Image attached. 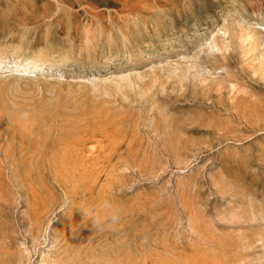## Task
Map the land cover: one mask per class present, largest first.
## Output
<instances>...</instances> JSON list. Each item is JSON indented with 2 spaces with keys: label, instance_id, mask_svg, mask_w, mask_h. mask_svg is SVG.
Returning <instances> with one entry per match:
<instances>
[{
  "label": "rangeland",
  "instance_id": "1",
  "mask_svg": "<svg viewBox=\"0 0 264 264\" xmlns=\"http://www.w3.org/2000/svg\"><path fill=\"white\" fill-rule=\"evenodd\" d=\"M0 264H264V0H0Z\"/></svg>",
  "mask_w": 264,
  "mask_h": 264
},
{
  "label": "bare ground",
  "instance_id": "2",
  "mask_svg": "<svg viewBox=\"0 0 264 264\" xmlns=\"http://www.w3.org/2000/svg\"><path fill=\"white\" fill-rule=\"evenodd\" d=\"M238 26L243 30V31H250V27L248 26V24L245 23V21L243 19H240L238 22H237ZM245 29V30H244ZM255 32V31H253ZM252 32V33H253ZM254 34V33H253Z\"/></svg>",
  "mask_w": 264,
  "mask_h": 264
}]
</instances>
